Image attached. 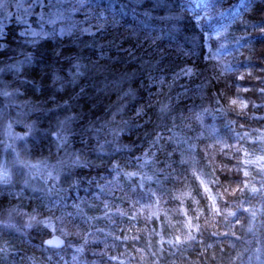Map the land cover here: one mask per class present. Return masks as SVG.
Returning <instances> with one entry per match:
<instances>
[{"label": "trees", "instance_id": "obj_1", "mask_svg": "<svg viewBox=\"0 0 264 264\" xmlns=\"http://www.w3.org/2000/svg\"><path fill=\"white\" fill-rule=\"evenodd\" d=\"M163 1L176 15L154 25L146 12L156 0H0V74L10 78L20 65L24 82L38 64L59 71L55 100L75 111L71 160L60 162L41 139L39 157L57 163L58 182L22 197L0 185L2 209L11 203L4 189L23 204L43 196L54 201L45 216L59 227L25 225L2 236L0 264H240L264 248V0ZM61 28L71 29L73 57L60 51L62 67L38 62L45 49L34 54L31 46ZM15 43L29 63L5 60L7 50L18 54ZM216 44L227 56L219 69ZM127 65L125 81L119 70ZM235 73L242 79L230 84ZM93 74L102 77L96 87L79 81ZM133 83L139 98L126 103ZM111 85L118 87L104 91ZM234 85L245 106L227 97ZM38 108L37 125L46 122ZM198 173L216 203L198 187ZM54 232L68 237L65 249L42 245Z\"/></svg>", "mask_w": 264, "mask_h": 264}, {"label": "bare ground", "instance_id": "obj_2", "mask_svg": "<svg viewBox=\"0 0 264 264\" xmlns=\"http://www.w3.org/2000/svg\"><path fill=\"white\" fill-rule=\"evenodd\" d=\"M162 2L164 3L163 6L161 5ZM149 9L150 11L146 13L149 14L154 25H159L160 22L167 23V21L161 18L162 16H165L167 20L170 21L173 20L174 16L176 15L174 4L167 5L163 0H156L155 4L151 5ZM3 19L4 17H1L0 14L1 23H3L4 21ZM143 23H144L143 19H140L138 22L140 26ZM15 24L20 26V24L17 22H15ZM127 27L130 30V32H133V34L140 33L139 29H137L136 27V24H128ZM172 27L175 28V26ZM32 31L28 33L29 37L33 34ZM51 31L52 33L48 34L46 37H44V39L35 42V44L31 46L30 50L34 54H39L41 49H45L44 58H43L44 60H40L38 62H43V64L45 63L50 64L53 61L54 65L62 67L63 62L58 58L60 51H62V53L66 55L68 58L73 57V52L66 48V37L71 33V29L61 28L58 30L52 29ZM212 42L213 40L210 41V43ZM213 46L220 57L222 58L227 57L222 51V48L220 47L219 44ZM11 47L16 48L18 54H16L14 51L7 50V52L9 53V56L5 59L7 62H10V64H15L16 62H20L22 60H25L28 63L30 62V59L28 58L27 54L26 55L20 54V50L22 48L19 47L18 43L13 44ZM147 60H148L147 58L139 59V64L141 65V67L144 68L145 64L148 63ZM37 66L38 69L34 71V73L31 76H29L24 82L18 77L19 76L18 68L20 67V65H16L14 67V75L10 78H6L5 76L0 74V92L1 90H3L8 94L17 95L22 87L21 93L18 95L23 98L21 104L23 106L25 105L26 107L30 108L29 112L21 113L22 107L19 105L16 107L17 110L13 111V113H16L19 128L21 132L24 130V136H25V138L22 141L17 142V149L9 151V148H5L4 145L0 143L1 164H3V162L5 164L8 163L12 167L13 171L17 174L16 179L13 182H10L9 184L6 185L4 184V186L9 187V189H11L16 194L17 197H22L23 195H21L20 193H23L24 191L28 193L29 196H33L36 193L42 195V193L47 192L49 190L48 186H50L53 181L58 182V180H60V178L62 177L60 173L57 176L56 172H48V171L40 172V174L38 175L39 177L37 175L36 176L33 175V173H36L37 171V169L35 170V165L40 164V162L42 161H45L43 160L45 159L44 157L42 158L39 157V153H40L39 150L42 151L45 147L44 143L41 142L42 138L45 137L46 140L53 145L52 149L56 154L60 156V162H64V158L69 160V157L72 158L74 157V154H72L74 149L70 146L69 133L71 132L73 124L75 123V120L72 117L73 115H75V111H73L72 108L64 109L63 105L55 100V96L59 94L60 91H62L59 80L61 74L59 71L44 73L45 69L42 68L40 64H38ZM128 68L129 67L127 65L126 68H124L123 70H119V72H121L122 75L125 74L123 76V78H125V81H128L130 77L129 74L130 70ZM229 72L232 73L233 69H230ZM93 75L79 77L80 79L79 81L84 82L88 86L96 87L98 82H101L102 77L95 75L93 76ZM37 76L42 77L41 82L39 83H44V85L36 84L34 77ZM134 84L135 83H133V85ZM117 87H118L117 85H111L110 88H106L104 89V91L109 93L114 91ZM133 94L135 95L134 98L137 97L139 98L138 89L136 92L135 85L134 88L129 89L128 92L129 98L125 99L126 103L130 102V98L133 96ZM50 100L52 101L50 102ZM32 104L35 105L32 106ZM38 106L42 108L46 116V122L38 123L39 125H37L35 121V119L37 118V112L38 114L40 113ZM58 111H61V113L60 112L58 113ZM52 119H55L54 122H52ZM24 121L25 123H23ZM25 124H29V127H25ZM63 128L65 130V135L62 134L59 135L58 133L59 129L63 130ZM80 146L82 147L80 151L81 150L87 151V148H85L82 144ZM74 148L77 149V147ZM46 158L47 160H49L50 156H47ZM78 158L79 155L76 156V159ZM22 164L27 166L28 169L25 170L24 168H22ZM27 173H30L31 175H33L34 178L38 180V185L40 186V188L36 189V191H33L29 187L23 185L22 182L19 180L21 179V177L27 175ZM1 189L2 188L0 187V196L2 194ZM4 192L7 196V199L11 203L7 205L4 209L0 207V238H2V236H5L10 232L12 233L17 229L21 230L25 225L32 229H35L38 225H41L44 229L45 228L50 229L51 231L59 227V224H55L53 220L45 216L48 211L47 206H49L51 203H54V201L48 200L42 196V198L38 199L37 202L35 201L36 203L23 204L17 202L15 199L13 200V197L5 189ZM63 202L66 203V201ZM16 213L17 214L19 213L22 216V219L24 216L25 220L21 223L15 221L14 219H11L9 223L3 222L4 220H6V218L8 219L9 215L11 214H14V217L16 218L15 216ZM68 229L70 233L75 232L72 228H68ZM55 236H59L62 239H64L65 245L62 247H55L46 244L47 240H51ZM10 237L12 242H16V238H14L12 235ZM69 240H72V238L70 237ZM67 244H68V237L63 235L62 233L60 234L57 232H54L51 235L47 236L42 242V245L46 249H53V250L65 249ZM259 246H261V244ZM37 264H41L40 261Z\"/></svg>", "mask_w": 264, "mask_h": 264}, {"label": "rangeland", "instance_id": "obj_3", "mask_svg": "<svg viewBox=\"0 0 264 264\" xmlns=\"http://www.w3.org/2000/svg\"><path fill=\"white\" fill-rule=\"evenodd\" d=\"M3 3V0H1ZM8 10V9H7ZM218 54H213L212 58L214 59L216 63V57ZM226 59L220 58L218 59V64L213 63V66H217V68H221L226 66ZM230 79V81H229ZM234 79H237V81H241L242 75H235L230 74L228 77V81L233 83ZM236 85L234 87L228 88L227 90V97L229 98L230 102L233 100H236L238 105L245 106L246 102L242 100V96L239 95L238 89H235ZM241 91V89H239ZM21 101L16 94H8L7 92L1 90L0 92V143L4 145L5 148H9L10 150H16L17 149V142L22 141L25 136H24V130L21 132L18 122H17V117L16 113H13V111L17 110V106H21L22 109H24L26 106L21 104ZM7 103V104H6ZM235 104V105H236ZM25 123V121L23 122ZM25 127H29V124H25ZM26 131V128H25ZM59 135H65V130L63 128L59 129L58 131ZM219 146H222V143L218 141ZM224 146V145H223ZM64 158V157H63ZM72 157H69V160H71ZM45 161L40 162V164L35 165V170L37 169L36 173H33L34 176H38L40 172H56L57 176L59 174L58 166L57 163L51 160H47V158L43 159ZM64 162H67V159L64 158ZM22 168L25 170L28 169L27 166L22 164ZM41 168V169H39ZM199 174V180H203L205 185H207L208 188H210V192L207 193L208 197L210 200L213 201V203H216V199L218 198L217 195L213 192L211 187L208 184V181L206 178L202 177L200 173ZM16 173L13 171L12 167L7 163L1 164L0 162V185L2 184H9L10 182H13L16 179ZM30 173H27L24 177H21L19 179L23 185L29 187L31 190L36 191V189H39L40 186L38 185V180L33 177ZM39 177V176H38ZM211 197V198H210ZM16 218L14 217V214L9 215L8 219L4 220L3 222L9 223L11 219H14L15 221L21 223L23 222L22 216L18 213L15 214ZM21 216V217H20ZM33 218V217H32ZM19 229L15 230V233H18ZM263 246H257V248L251 253V255L247 258L246 261L241 262L240 264H264V254H263ZM251 257V259H250ZM263 260V261H262ZM224 264V263H223ZM235 264V263H233Z\"/></svg>", "mask_w": 264, "mask_h": 264}, {"label": "water", "instance_id": "obj_4", "mask_svg": "<svg viewBox=\"0 0 264 264\" xmlns=\"http://www.w3.org/2000/svg\"><path fill=\"white\" fill-rule=\"evenodd\" d=\"M48 241H52V243L50 244ZM46 244L49 246L62 247L65 245V240L59 236H55L53 239L47 240Z\"/></svg>", "mask_w": 264, "mask_h": 264}, {"label": "snow or ice", "instance_id": "obj_5", "mask_svg": "<svg viewBox=\"0 0 264 264\" xmlns=\"http://www.w3.org/2000/svg\"><path fill=\"white\" fill-rule=\"evenodd\" d=\"M187 71H190V70H187ZM236 103H237V101H236V100H233V101H232V104H234V105H235ZM130 175H135V174H134V173H132V174H130ZM200 186H203V190H204V192H205V193H209V192H210V188H208V187H207V185H205V183H204V181H203V180H201V181H200V185H198V187H200ZM210 198H211V197H210ZM224 235H227V234H224ZM48 243H50V244H51V243H52V241H48Z\"/></svg>", "mask_w": 264, "mask_h": 264}]
</instances>
